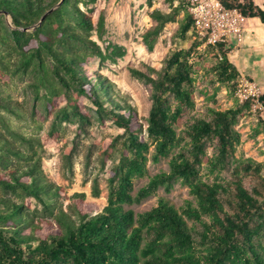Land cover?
<instances>
[{
  "label": "trees",
  "instance_id": "1",
  "mask_svg": "<svg viewBox=\"0 0 264 264\" xmlns=\"http://www.w3.org/2000/svg\"><path fill=\"white\" fill-rule=\"evenodd\" d=\"M146 1L152 7L156 0ZM168 1L171 11L150 13L156 23L143 34L150 51L181 12L184 16L175 36L186 40L193 28L185 3ZM96 2L0 0V44L15 52L13 72L32 73L35 91L47 89L50 104L62 95L67 101L56 113L50 137L56 136L63 121L90 123L79 97L92 102L100 121L109 118L124 131L122 139L115 137L103 149V167L115 154L119 156L110 169L107 204L101 207L84 192L70 197L63 186L49 180L42 156L34 149V136L12 130L0 118L13 136L7 138L0 131V264H264L263 163L235 157L241 142L236 125L250 109L249 101H236L226 110L209 106L203 114L192 115L191 58L202 45L195 39L189 48L173 49L163 67L155 70L156 77L132 69L133 76L152 85L145 127L136 107L116 91L115 82L85 68L94 57L103 65L116 63L127 53L124 45L103 40V13L95 24L80 7ZM222 2L264 23V0L262 6L256 0ZM94 34L104 41V48L91 38ZM206 48L214 52L218 81L235 91L240 72L229 59L231 42ZM0 62L4 64L1 52ZM261 100L264 104V94ZM0 109L21 117L19 102L1 91ZM17 138L30 149L17 144ZM152 145L154 162L178 148L168 171L149 175ZM72 154V149L65 154L67 169ZM223 172L229 177H221ZM146 176L148 183L134 194V180ZM177 180L189 187L194 200L176 208L166 197H159L155 207L138 215L126 208L160 186L170 189ZM91 193L101 196L97 178ZM31 200L36 207L32 208Z\"/></svg>",
  "mask_w": 264,
  "mask_h": 264
},
{
  "label": "rangeland",
  "instance_id": "2",
  "mask_svg": "<svg viewBox=\"0 0 264 264\" xmlns=\"http://www.w3.org/2000/svg\"><path fill=\"white\" fill-rule=\"evenodd\" d=\"M80 7L91 16L95 24L103 13L106 29L103 40L124 45L127 49L126 55L119 58L116 63L106 61L101 65L99 59L94 57L85 68L100 72L115 82L116 91L136 107L146 127V118L152 105V85L133 76L131 71L136 69L146 76L156 77L155 70H160L163 67L166 57L173 49L191 46L192 40H195L191 31L186 40L175 36L184 13H180L176 22L166 25L154 49L150 51L143 41V34L156 23L150 17V13L154 9L164 12L171 11L168 0H156L152 7L148 6L146 0H97L96 3L88 6L81 3ZM4 22L7 26L10 24L7 17ZM33 29L32 27L28 30ZM253 32L261 38L264 36L259 26L255 27ZM91 38L104 48V41L100 40L97 34ZM0 52L4 59V64L0 62V91L4 96H9L19 102L21 114V117H17L0 109V118H3L12 130L25 136H34V149L42 156L43 168L49 180L63 186L70 197L76 193L84 192L88 200L97 201L101 207L105 206L110 169L118 162L119 155L115 154L103 167L102 153L108 141L115 137L122 139L120 136L124 134L123 129L109 118L104 122L100 121L97 109L92 102L88 98L79 97V102L90 115V123L80 125L78 120L63 121L56 136L51 138L49 132L56 113L67 106L65 97L62 95L56 99L55 103L50 104L47 89L40 88L38 93L35 91L32 84L36 77L32 73L16 75L13 72V64L16 61L15 52H11L7 44H0ZM234 56H231L233 62L235 61ZM191 60L194 63L193 77L195 80V110L192 115L203 114L209 106L226 110L234 106L236 101H241L237 96V89L243 76L256 82L264 94L262 85L264 83L261 84L257 77L254 79L240 73L235 91L230 89L227 84L219 82L214 69L216 62L214 52L203 44L199 46ZM236 129L241 133V142L236 147L235 157L238 160L251 158L262 162L264 173V108H255L250 103V109L240 118ZM256 129H259L260 132H256ZM0 131L7 138H13L1 122ZM16 143L26 150L30 149L28 144L21 142L19 138L16 139ZM69 149L73 150L71 169H67L64 162L65 154ZM153 151L154 146L152 145L150 160L147 163L149 175L168 171L171 157L178 151V148L174 149L169 157L161 158L158 162H154L151 158ZM221 177H229V173L223 172ZM95 178L98 179L101 188V196L98 198L93 197L91 193ZM148 181L149 177L147 176L136 178L133 193L136 194ZM159 197H166L176 208L184 206L187 201L194 200L189 187L177 180L170 189L167 190L165 186H160L154 194L139 203L126 205V208L133 209L138 215L155 207ZM67 202L64 200L65 204ZM31 206L32 208L37 206L34 200H31Z\"/></svg>",
  "mask_w": 264,
  "mask_h": 264
},
{
  "label": "built area",
  "instance_id": "3",
  "mask_svg": "<svg viewBox=\"0 0 264 264\" xmlns=\"http://www.w3.org/2000/svg\"><path fill=\"white\" fill-rule=\"evenodd\" d=\"M183 2L193 17L191 34L204 46L225 43L234 38L240 43L244 39V20L237 10L227 8L222 0H176ZM261 88L243 76L237 89L241 101H249L255 108H264Z\"/></svg>",
  "mask_w": 264,
  "mask_h": 264
},
{
  "label": "crops",
  "instance_id": "4",
  "mask_svg": "<svg viewBox=\"0 0 264 264\" xmlns=\"http://www.w3.org/2000/svg\"><path fill=\"white\" fill-rule=\"evenodd\" d=\"M256 2L261 6L263 4V0H256ZM243 25V44H241L242 42L237 43L234 38H231L232 50L229 53V59L242 75H247L254 79L257 77L262 84L264 83V36L261 38L255 35L253 30L259 26L264 35V23L257 17H245ZM233 55H235L234 62L231 60ZM262 85L264 86V84Z\"/></svg>",
  "mask_w": 264,
  "mask_h": 264
},
{
  "label": "water",
  "instance_id": "5",
  "mask_svg": "<svg viewBox=\"0 0 264 264\" xmlns=\"http://www.w3.org/2000/svg\"><path fill=\"white\" fill-rule=\"evenodd\" d=\"M61 2H59V4H60Z\"/></svg>",
  "mask_w": 264,
  "mask_h": 264
}]
</instances>
